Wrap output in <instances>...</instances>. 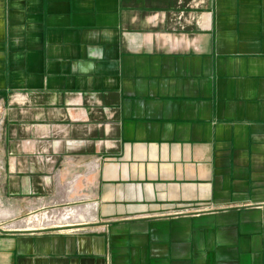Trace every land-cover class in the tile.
<instances>
[{"label": "crops", "instance_id": "crops-1", "mask_svg": "<svg viewBox=\"0 0 264 264\" xmlns=\"http://www.w3.org/2000/svg\"><path fill=\"white\" fill-rule=\"evenodd\" d=\"M0 117V264H264V0H0Z\"/></svg>", "mask_w": 264, "mask_h": 264}, {"label": "built area", "instance_id": "built-area-1", "mask_svg": "<svg viewBox=\"0 0 264 264\" xmlns=\"http://www.w3.org/2000/svg\"><path fill=\"white\" fill-rule=\"evenodd\" d=\"M1 124V117H0ZM75 211L73 207L65 206L59 209L58 207H42L39 211L32 213L29 217H34L37 222V227H31L29 225L30 220H22L21 223L24 227L30 231H44V230H63L69 228L74 218L70 214ZM12 229V226H9Z\"/></svg>", "mask_w": 264, "mask_h": 264}, {"label": "rangeland", "instance_id": "rangeland-1", "mask_svg": "<svg viewBox=\"0 0 264 264\" xmlns=\"http://www.w3.org/2000/svg\"><path fill=\"white\" fill-rule=\"evenodd\" d=\"M78 216H80V215H78ZM28 220H30L31 221V223L29 222V225L31 226V227H37V225H36V221H35V218L34 217H29V216H27L26 218H25V221H28ZM11 224V223H10ZM5 225L7 226L8 224H6L5 223Z\"/></svg>", "mask_w": 264, "mask_h": 264}, {"label": "bare ground", "instance_id": "bare-ground-1", "mask_svg": "<svg viewBox=\"0 0 264 264\" xmlns=\"http://www.w3.org/2000/svg\"><path fill=\"white\" fill-rule=\"evenodd\" d=\"M71 216H78V215H81V212L80 211H73L71 214Z\"/></svg>", "mask_w": 264, "mask_h": 264}]
</instances>
